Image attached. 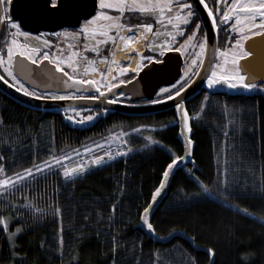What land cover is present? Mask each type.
Here are the masks:
<instances>
[{
	"label": "trees",
	"instance_id": "1",
	"mask_svg": "<svg viewBox=\"0 0 264 264\" xmlns=\"http://www.w3.org/2000/svg\"><path fill=\"white\" fill-rule=\"evenodd\" d=\"M185 109L196 167L185 164L174 173L149 222L158 236L180 231L201 249L178 235L154 242L135 227L162 172L182 154L173 111L80 124L59 112L30 110L0 92V179L48 162L53 149L57 156H72L106 142L111 133H124L132 147L148 137L157 143L75 178L63 177L59 168L33 173L15 192L0 195V217L11 216L22 230L13 251L0 227V264H208L202 249L209 248L211 264H264V92L198 94ZM224 165L226 199L218 194ZM26 200L44 211L34 214Z\"/></svg>",
	"mask_w": 264,
	"mask_h": 264
},
{
	"label": "snow or ice",
	"instance_id": "2",
	"mask_svg": "<svg viewBox=\"0 0 264 264\" xmlns=\"http://www.w3.org/2000/svg\"><path fill=\"white\" fill-rule=\"evenodd\" d=\"M47 2V0H46ZM11 3V0H0V32L5 33V41L7 45V56L6 58L0 54V67L3 68V72L7 74L8 77H11L12 83L11 86L16 88L17 85H20L19 90L24 92L29 96L36 95L34 91H30L27 87L21 83L19 79H17L16 74L13 71V63L14 58L18 54L19 57H25L27 60L31 61L33 64H40L41 60H49L50 55L48 52H44L42 56L37 57L36 54L42 51L39 44L21 42L20 40L13 38V35H20L23 37H32L35 34L27 31H23L22 25L15 19H12L9 14L8 5ZM99 5L98 9L95 11L94 15H91L88 19H86L83 23L79 25L78 31H71L68 28H62L59 32L53 33L54 36H68L71 35L73 38L79 39L83 38L85 43V48H90L93 52L99 54V58L101 61L107 62V66L111 67L116 63H122L123 61L111 60L109 61V57L105 56L101 52V45L108 46L109 44L114 45L116 40L122 39L125 42V46L133 44L136 39L144 38L147 40L146 33H152L153 36L159 34V29L157 32H153V24L152 23H143V24H132L123 21H130L132 18H155L157 22L160 20H165L168 25H171L174 31H168L166 33L167 36H173L185 31L183 25L191 26V22L195 19L197 15V8L192 3V0H97ZM199 5H203L205 9H207V15L211 19L213 28H217L222 25H226V30L229 31V42L231 43V49L225 47L224 49H213L214 55L213 59H215V55H223L225 57L224 65H215L211 69V74L207 77L208 86L214 87L218 83L223 82L227 84L229 87L235 89L237 87H242L247 90H253L256 88L264 90V75L256 76L249 72L247 64L244 61L251 59L255 56V53L248 48V44L251 43L252 40L256 38H264V0H232L231 3H227L226 0H215V8L209 7L205 0H198ZM51 5L53 7L63 9L68 15H73L78 12L80 5L77 0H51ZM106 9H115L118 11L119 15H112ZM223 13L219 15V13ZM217 18L220 21V25L217 23ZM196 27L193 29V32L188 36V40H191L196 36L197 30L201 26V21L196 20ZM5 25H7V32H5ZM15 29L14 34L11 33V30ZM122 29H127V34L122 33ZM139 33V35H137ZM97 37H103V39H98ZM234 37V38H233ZM35 39H41L40 35H35ZM10 40V43L8 42ZM94 41V44L91 43ZM170 41L165 38L163 40V44H168ZM46 44H52L53 41L48 40L45 41ZM151 43L148 44V47H151ZM59 47V45H57ZM207 47V37L200 39L199 41V50L200 53ZM135 49H129L131 54ZM180 51V49H176ZM231 54V66L225 67L228 64V55ZM109 55H111V49H109ZM51 62L55 64L56 69L64 73L67 79L63 81L65 87L69 86V82L71 81L72 85L76 88L83 87H95L98 91V95H92L88 97H77L74 93H69L72 99L84 98L91 100H104L108 99L109 103L115 102V98H109V95L113 93V90H116V93L119 96H124V92H120L116 86L111 82L106 84H102V81L107 79L106 73L103 70L97 69L95 65V61L89 59L87 55L83 51H81L78 47L74 52H69L68 57L59 61L58 59H51ZM202 62V61H201ZM68 65L73 69L83 68L86 72H94L100 71V79H84L79 75H69L65 72V68L61 66V64ZM193 64L197 63V59H193ZM142 64H139L135 69L136 72L140 71ZM224 67L225 72L229 74H221L217 71L218 68ZM129 68L127 66L121 67L119 72H128ZM191 69L185 72L183 76L180 77L179 80L176 81V86L178 87L182 81L189 77L191 74ZM0 81H4L8 83L4 75H0ZM192 82L191 79L187 80V83L183 85V87L179 88V92L176 90V87L173 85H168L167 88H160V93L164 94L163 99L168 100L171 97H176L179 99V94L184 91L185 88ZM120 84L128 83L127 80H119ZM168 89H172L171 96L167 94ZM55 99L56 97H51ZM59 98L63 99L64 96H60ZM155 102V101H152ZM205 105H201L204 107ZM177 110L181 109V104H176ZM65 113L71 112V115H68L66 118L72 120L74 123L83 124L87 121H91L95 116L99 115L97 112H92L90 115L80 116L77 120V115H79V109L71 108V109H63ZM104 112H107L108 109L105 107L103 109ZM199 115V113H196ZM182 118L184 121L185 128L189 127V119L190 114L186 109L182 112ZM163 126V125H162ZM135 131V130H132ZM111 135L116 136L115 133H111ZM121 136L124 133H120ZM7 142V141H6ZM148 142H152V138L148 137ZM103 143V142H102ZM126 140H122L121 144H126ZM188 143L191 144L192 141L189 138ZM93 147H97V145H93ZM140 147H144L141 145ZM13 148H15V144H13ZM124 147L119 149V152H101L100 155H92L89 159V164L85 165L83 162L80 164L73 165L72 167H68L66 165H62L61 162H66L68 160V156L55 154V150L48 156V162L41 161L40 165L31 166L29 168H25L21 170L20 174L12 173L11 178L5 177L0 179V195H5L8 192H15L17 186H23V183H28L33 179L32 174L35 173L37 177L41 175V173L47 175L50 174L49 170L53 168H59L60 173L65 178H75L78 175L85 172L87 166H100L105 163V158L111 159L114 155H119L128 151ZM82 151L87 154L89 152L88 148H83ZM76 153H72L75 155ZM185 157H175L165 168L163 172L164 177L169 176V170L173 169V167L177 164L178 160L184 159ZM4 158L0 156V160ZM4 166L0 164V172L3 171ZM194 181L200 185V188L204 192H208L210 189L208 185H206L198 176L195 175V172L191 169L188 170ZM219 175L220 179V189L218 190V194L226 199V194L223 191L230 187V181L227 176L226 165L220 168ZM165 180L161 179L160 186L156 187L152 192L151 200L149 201V205H153L157 200L158 194L161 192V187L164 186ZM26 204L32 209L33 213L38 215L42 211V209L35 208L31 205V202L26 200ZM14 206V205H13ZM145 207L141 213V220L143 221L146 228L155 233V229L152 223L149 222V216L147 214L150 213L151 207ZM113 211L115 209V204L112 206ZM57 213H59L60 209L57 207L55 209ZM241 211H246V209H241ZM4 223V218L0 217V224ZM6 227V225H5ZM13 234H9V239H12ZM115 246V245H114ZM209 254H213L214 250L209 248ZM153 264H157L156 261Z\"/></svg>",
	"mask_w": 264,
	"mask_h": 264
},
{
	"label": "water",
	"instance_id": "3",
	"mask_svg": "<svg viewBox=\"0 0 264 264\" xmlns=\"http://www.w3.org/2000/svg\"><path fill=\"white\" fill-rule=\"evenodd\" d=\"M35 0H11L9 4V14L12 19L19 20L22 25V29L24 31H33L32 29L38 30H51L56 28V20L50 19L49 14L52 13V16L56 14V12L61 11V8L51 9L49 10L46 5H41L39 3L34 2ZM192 3L197 8V15L201 21V24L204 28V36L207 37V47L203 50L202 59L200 62V66L191 79L192 82L188 85L187 88L184 89L183 92L179 94V99L176 97H171L168 100H162L157 103L148 104V105H126L120 103H113L103 107H106L110 110L116 111L122 115L128 116H146L154 113H159L163 111H167L169 109L174 110V114L176 117L177 123V138L182 145V154L179 157H185L184 159L178 160L177 164L173 167V169L169 170V176L164 177L163 172L161 174V179L165 180L164 186L161 187V192L158 194L157 200L153 205H148L146 207H151L150 213L147 214L150 217L153 214L156 207L163 200L166 195L168 185L174 173L182 168L185 164H192L195 168L196 165L192 159V149L193 142L191 144L188 143V140L191 135L190 128V119H189V127L185 128L184 121L182 118V112L185 109V102L189 100L191 97L200 93L201 89H205L209 93H226L230 95L235 94H244V95H252L256 93L255 89L247 90L242 87H237L235 89L229 87L227 84L220 82L214 87H209L207 83V77L211 74V69L214 65L215 59H213V49H216L217 35L216 28H213L211 19L207 15V9L204 8L203 5L198 4V0H192ZM95 5V1L93 2ZM56 8V7H55ZM94 8H85L84 15L87 17L89 14L93 13ZM19 16L23 17L20 19ZM48 16V17H47ZM34 25V26H32ZM35 27V28H32ZM249 50L255 53V56L251 59L244 61L247 64L249 72L256 76L264 75V38H256L248 44ZM170 54L163 57V60L167 61L170 57ZM216 57V55H215ZM178 71H180V66L182 64V58L178 56ZM228 59V63H229ZM163 63H158L157 65H148L143 68L139 72L136 73V76L124 84L121 88V91L125 94H141L147 88L148 80L152 77H159V72L162 70L164 65ZM231 66V63H229ZM13 71L21 82L27 85L30 88L39 90V91H56V92H81V88H76L72 85L71 81L69 82V86L65 87L63 81L67 79L64 73L59 72L55 64L49 63L47 61L42 60L40 64H33L32 62L20 58L16 55L13 63ZM179 72L177 73V75ZM160 83L154 84V89L159 87ZM0 92L20 104L21 106L28 108L30 110L38 111V112H52V111H61L66 108H87V107H98L96 105L97 100L91 99H41L34 96H29L24 92L20 91L17 87L13 88L11 83H5L4 81H0ZM154 92V91H152ZM179 92V91H178ZM143 97V96H139ZM138 99V98H136ZM132 101L134 99H131ZM181 104V109L177 110L176 104ZM87 122L83 123L86 124ZM93 169L95 167H92ZM161 181V180H160ZM160 186V183L159 185ZM152 197V196H151ZM151 200V198H150ZM143 211V210H142ZM142 213V212H141ZM143 230L147 238L152 239L154 242L165 243L174 236L178 235L187 239L192 246L196 249L198 248L193 244L191 238L186 236L183 232L180 231H172L168 235L161 237L157 234H153L150 232L143 221L141 220V214L138 220V223L135 225ZM208 252L206 249H202ZM209 254V252H208ZM210 260L208 264L212 263L213 256L209 254Z\"/></svg>",
	"mask_w": 264,
	"mask_h": 264
},
{
	"label": "flooded vegetation",
	"instance_id": "4",
	"mask_svg": "<svg viewBox=\"0 0 264 264\" xmlns=\"http://www.w3.org/2000/svg\"><path fill=\"white\" fill-rule=\"evenodd\" d=\"M95 1V5H93V2ZM34 2L39 3L41 5H46L49 10L51 9H60V8H55L51 5V0H35ZM77 2L80 5V8L77 13L73 15H68L63 9L61 11L56 12L54 16H52V13L49 14L50 19H55L56 20V28L51 29V30H38V29H32L33 31H27L31 32L35 35H40L41 39L37 40L35 39V35L32 37H23L20 35H13V38H16L20 40L21 42H27V43H33V44H39L42 51L40 53H37L36 56H42L44 52H48L50 55L51 59H58L59 61H62L63 59H66L68 57L69 52H74L75 49L78 47L81 51L85 53L89 57V59H92L95 61V67L99 70H103L107 74V62H104V64L99 63V54L93 52L90 48L86 49L85 48V43L83 41V38H73L71 35L68 36H54L53 33L59 32L60 29L62 28H68L71 31H78L79 30V25L83 23L86 19H88L91 15L95 14V11L98 9L99 5L97 3V0H77ZM183 2V0H182ZM205 2L208 4L209 7L215 8V0H205ZM227 3H231L232 0H226ZM94 8L93 13L89 14L87 17L84 15V10L85 8ZM9 8V5H8ZM107 11L110 12L112 15H119L118 11L115 9H106ZM52 11V10H51ZM223 13H219V15H222ZM48 17V16H47ZM20 19H23V17L19 16ZM196 20H199L198 15H196L195 19L191 22V26L183 25L185 28V31L183 33L173 35V36H167L166 33L168 31H174L171 25H168L165 20H160L159 22L156 21L155 18H149V19H144V18H132L130 21H123L122 22H128L132 24H143V23H152L153 24V32H157L159 29V34L156 36H153L152 33H147V40L143 42V48L140 53H138V50H134L129 52V50L126 52V56H132L135 55V64L136 68L138 67L139 64H142L143 66L140 68L142 70L143 68L147 67L148 65H157L158 63H163L164 67L162 70L159 72L160 76L159 77H152L151 79L148 80V85L147 88L142 92L141 94H125L124 96H119L116 93V90H113V93L109 95V98L114 97L115 102L109 103L108 99L96 101V105L98 107H87V108H76L79 109V115H77V120L80 118V116H86L90 115L92 112H97L99 115L95 116L91 121H98L102 118L106 117H113V116H118L122 115L119 114L116 111L108 109L107 112H104L103 109L106 105L113 104V103H120V104H126V105H134V106H139V105H148V104H153L157 103L159 101L164 100L162 93H160V88H167L168 85H173L176 87V90L179 91L180 87H183L185 83H187L188 79H192L194 75L196 74L200 62L202 59L203 52L200 53L199 50V41L200 39H203L204 36V28L201 24L200 28L197 30V34L195 37H193L191 40H188V36L193 32V29L196 27ZM19 22V20H17ZM217 23L220 25V21L217 18ZM34 26V25H32ZM5 27V32H7V25ZM35 28V27H32ZM227 26L222 25L216 28V35H217V42H216V49H224L225 47H228L231 49V43L229 42V31L226 30ZM24 31V30H23ZM123 31V29L121 30ZM15 33V29L11 30V34ZM126 35V34H125ZM139 35V33H137ZM98 39H103V37H97ZM167 38L170 42L168 44H163V40ZM234 38V37H233ZM119 39V38H118ZM118 39L116 40V43L114 45L109 44L108 46L101 45V52L103 55L109 57V61L111 60V55L113 54V50L118 42ZM51 40L53 41L52 44H46L45 41ZM137 40V39H136ZM10 43V40L8 41ZM135 42V41H134ZM94 44V41L91 42ZM151 43V47H148V44ZM59 45V47H57ZM132 45V44H130ZM109 49H111V55H109ZM131 49V48H130ZM176 49H180V51H177ZM0 54H2L5 58L7 56V45L5 41V33L0 32ZM169 55V59L167 61L163 60V57ZM17 56H19L17 54ZM178 56L179 58H182V64L180 66V71H178ZM220 57L221 55H216L214 65H219L220 64ZM24 58L27 60L25 57H20ZM197 59V63L193 64L192 61L193 59ZM51 59L49 60H44L49 63L51 62ZM29 61V60H28ZM42 61V60H41ZM122 63H116L114 65V70L112 73V77L105 79L102 81V84L108 83L107 81H110L113 84H116L118 90L120 92L121 88L124 84H120L119 80H127L128 82L131 81L135 76H136V71L131 69L129 67L128 61L127 60H122ZM31 62V61H30ZM213 65V66H214ZM62 67L65 68V72H67L69 75H79L84 79H93L92 76H90L91 72H86L83 70V68L80 69H73L69 67L68 65L61 64ZM127 66L129 68L128 72H119V69L121 67ZM191 69V74L189 77H186L184 81L180 83V85L177 87L176 86V81L180 79L181 76L184 75L185 72L189 71ZM98 70L99 76H100V71ZM179 74L177 75V73ZM0 75H4L6 80L9 83H15V81L11 80V77H8L6 73L3 72V68L0 67ZM107 76V75H106ZM100 77L97 79L99 80ZM24 87H27L30 91H34L36 95H33L34 97L41 98V99H53L51 97H56V100H59L60 96H64L65 98L63 99H72L69 93H74L77 97H88L92 95H98V91L95 87H83L81 88V92H74V91H69V92H56V91H39L33 88L28 87L25 85L23 82H21ZM155 83H160L159 87H156L154 89V84ZM126 84V83H125ZM20 85H17V88L19 89ZM154 91V92H152ZM171 91L172 89H168L167 94L171 96ZM256 92H261L263 93L264 90L256 88ZM209 93L205 89H201L200 93L198 94H205ZM197 94V95H198ZM143 96V97H139ZM196 96V95H195ZM195 96L191 97L189 100H187L185 103L190 101L192 98ZM138 98V99H136ZM82 99V98H78ZM131 99H134L133 101ZM155 101V102H152ZM71 109V108H67ZM167 111H173V109H169ZM163 111V112H167ZM52 112H59L58 114L64 115L67 117L68 115H71V112L65 113L63 110L61 111H52ZM162 113V112H159ZM157 114V113H154ZM151 115V114H150ZM153 115V114H152ZM148 116V115H146ZM132 117V116H131ZM70 120V119H69ZM72 121V120H71ZM88 121V122H91Z\"/></svg>",
	"mask_w": 264,
	"mask_h": 264
},
{
	"label": "rangeland",
	"instance_id": "5",
	"mask_svg": "<svg viewBox=\"0 0 264 264\" xmlns=\"http://www.w3.org/2000/svg\"><path fill=\"white\" fill-rule=\"evenodd\" d=\"M228 59L230 61L229 63H231V59H232L231 54L228 55ZM224 62H225V57L223 55H221L220 64L219 65H224ZM229 63L227 65H225V67H228ZM217 71L220 72L221 74H229V73L225 72V68L224 67L218 68ZM110 81H107V82H110ZM115 134H116V136L112 135L106 142L96 144L97 147H93V145L84 147V148H88L89 149V152L87 154H85L83 151H80V152L77 151V152H75L76 153L75 155H72V156H71V154L66 155V156H68V159L70 157H72V158H70L66 162H62V165H66L68 167H72L73 165L80 164L81 162H83L85 165H88L89 164V159H90V157L92 155H97L100 152L101 148H105V147H108L110 145L117 144V145H120L121 147L129 149L128 151L124 152V154L129 153L130 151H135L137 149L143 148V147H140V146L132 147L128 143L121 144V141L124 140L123 139L124 137L121 136L119 132L115 133ZM155 143L156 142L153 141V140H152L151 143H149L148 139H146V143L144 144V147L147 146V145L155 144ZM87 168L89 169V166H87ZM20 173H18V174H20ZM9 178H11V177H9ZM2 217L4 218V223L0 224V227L4 230L5 239H6L8 247L11 248L14 251L15 239L20 233H22V230H21V228L19 227L18 224L13 223V219H12L11 216H2ZM5 225H6V227H5ZM10 233L13 234L12 239H9V234Z\"/></svg>",
	"mask_w": 264,
	"mask_h": 264
},
{
	"label": "bare ground",
	"instance_id": "6",
	"mask_svg": "<svg viewBox=\"0 0 264 264\" xmlns=\"http://www.w3.org/2000/svg\"><path fill=\"white\" fill-rule=\"evenodd\" d=\"M122 33L127 34V29H123ZM144 41H145L144 38H140V39H137L132 45L125 46L124 40L118 39V42H117V44L113 50V54L111 55V60H116V61L127 60L129 67L131 69L135 70L136 69L135 55L126 56V52L130 48L131 49L134 48V49L138 50V53H140L142 48H143V42ZM99 63L104 64V61L99 60ZM114 65H112L111 67L107 66V74L106 75L108 78L112 77ZM90 76H92L93 79H98L100 77L98 71L91 72Z\"/></svg>",
	"mask_w": 264,
	"mask_h": 264
},
{
	"label": "built area",
	"instance_id": "7",
	"mask_svg": "<svg viewBox=\"0 0 264 264\" xmlns=\"http://www.w3.org/2000/svg\"><path fill=\"white\" fill-rule=\"evenodd\" d=\"M120 148H121V146H120V145H117V144H115V145H110V146H108V147L101 148V149H100V152H99L97 155H100L102 151H103V152H112V153H116V152H119V149H120ZM120 155H122V153L119 154V155H114L111 159L105 158V163L110 162L111 160L116 159V158L119 157ZM89 167H90V166H89ZM87 169H88V168L86 167L85 170H87Z\"/></svg>",
	"mask_w": 264,
	"mask_h": 264
}]
</instances>
